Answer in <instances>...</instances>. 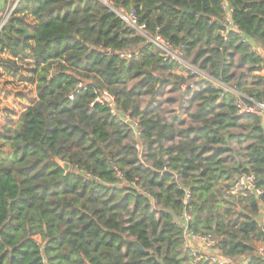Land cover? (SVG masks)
<instances>
[{"label": "trees", "instance_id": "trees-1", "mask_svg": "<svg viewBox=\"0 0 264 264\" xmlns=\"http://www.w3.org/2000/svg\"><path fill=\"white\" fill-rule=\"evenodd\" d=\"M235 92L264 103V0H18L0 29V264H188L184 214L226 264H264V112L239 115ZM243 175L261 194H229Z\"/></svg>", "mask_w": 264, "mask_h": 264}, {"label": "built area", "instance_id": "built-area-1", "mask_svg": "<svg viewBox=\"0 0 264 264\" xmlns=\"http://www.w3.org/2000/svg\"><path fill=\"white\" fill-rule=\"evenodd\" d=\"M13 8L14 7L9 9V11L5 12L4 14L0 12V29ZM112 9L117 14L118 17H120L129 26L135 28L139 33L145 36L147 42L153 43L156 49L161 52L163 58L171 61L176 60L181 64L188 65L189 68L191 69L192 74L198 73L202 78L205 79L207 78V75L204 72L199 71L197 68H195L192 65H189L186 62V60L182 56V52L180 51V49L171 47L170 44L164 41V39L161 38L159 35H155V36L146 35L144 32V26L142 25L140 26L137 24V17L134 12L123 13L115 8ZM226 13L227 15H225L223 18V23L225 24L229 23L230 21L229 14L228 12ZM110 53L112 52L110 50H107V54ZM132 54H133L132 52L125 51L119 53V56L124 58H130ZM236 95L237 97L235 100V105L237 108V113L239 115L262 114L264 112V103L250 104L248 103L249 100L243 94L237 93ZM95 100L100 103L107 102L110 107V113L113 116L118 117L122 122L128 123L133 128V130H135L136 122L131 120L128 115L120 114L118 112V110L114 107L112 99L107 94V92L104 91L103 94L97 97ZM254 181L255 180L253 175H243L234 182V184L231 186L228 192L229 194L234 195L239 190L244 189L254 192L255 194H261L262 191L259 188L255 187ZM185 198H188V192L185 193ZM188 219L189 217L186 214H184L180 219L184 227L183 248L188 251L191 257V260L188 264H198L202 260L204 261L208 260L212 263H217V264H226L227 262L226 259L217 255L215 239H213V237L210 234L200 235L189 230L186 226ZM195 242H199L202 246L206 247L209 250V255H203L202 253H200V251L195 246ZM259 252L264 257V245L259 246Z\"/></svg>", "mask_w": 264, "mask_h": 264}, {"label": "crops", "instance_id": "crops-1", "mask_svg": "<svg viewBox=\"0 0 264 264\" xmlns=\"http://www.w3.org/2000/svg\"><path fill=\"white\" fill-rule=\"evenodd\" d=\"M18 3V0H0V12L5 13L8 12L9 9L14 7ZM195 246L203 255H209V250L202 246L199 242H195Z\"/></svg>", "mask_w": 264, "mask_h": 264}, {"label": "rangeland", "instance_id": "rangeland-1", "mask_svg": "<svg viewBox=\"0 0 264 264\" xmlns=\"http://www.w3.org/2000/svg\"><path fill=\"white\" fill-rule=\"evenodd\" d=\"M233 70H234L235 73H239V72H241L240 69H233ZM196 80H197V79H196ZM170 94H171V93H168L167 91H165L164 96L161 97V98L164 99L165 97H168ZM172 96L178 97V96H180V94H179V93H175V94L172 95ZM165 99H166V98H165ZM167 108H168V107H167ZM170 108H172V107H169L168 110L171 112ZM179 113H180V112H179ZM229 147H230L231 150H234V151H237V150H238L237 145H236L235 143H233V142H231V143L229 144ZM226 160H227V161L230 160V155L227 156Z\"/></svg>", "mask_w": 264, "mask_h": 264}, {"label": "water", "instance_id": "water-1", "mask_svg": "<svg viewBox=\"0 0 264 264\" xmlns=\"http://www.w3.org/2000/svg\"><path fill=\"white\" fill-rule=\"evenodd\" d=\"M116 8V6H114ZM184 11H187V12H191L190 9H183ZM62 167L64 168L65 171H68V168H69V164L68 163H62ZM132 242L133 244H135L139 249L143 250V248L140 246L139 243H137L136 241L132 240L130 241Z\"/></svg>", "mask_w": 264, "mask_h": 264}]
</instances>
